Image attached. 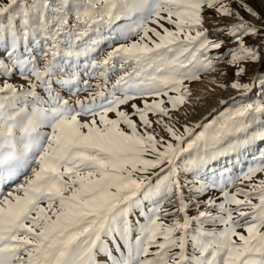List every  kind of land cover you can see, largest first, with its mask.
I'll return each instance as SVG.
<instances>
[{
    "label": "snow or ice",
    "instance_id": "1",
    "mask_svg": "<svg viewBox=\"0 0 264 264\" xmlns=\"http://www.w3.org/2000/svg\"><path fill=\"white\" fill-rule=\"evenodd\" d=\"M228 69L219 86L257 98L181 123L191 84ZM259 145L246 0H0V264H264ZM251 148L239 177L212 168Z\"/></svg>",
    "mask_w": 264,
    "mask_h": 264
},
{
    "label": "rangeland",
    "instance_id": "2",
    "mask_svg": "<svg viewBox=\"0 0 264 264\" xmlns=\"http://www.w3.org/2000/svg\"><path fill=\"white\" fill-rule=\"evenodd\" d=\"M247 3H249L256 11H258L262 17H264V0H246ZM234 8H237L241 12V15H243L248 20H253L254 23L259 25L261 23L260 20H254L253 17H251L247 12H245L242 8H239L237 4L232 5ZM231 19H235L234 17ZM223 23H228L229 18H224ZM209 28H212V24H208ZM250 43L252 41H249ZM103 48H107V44L103 46ZM222 67V66H221ZM227 76L222 75L219 71L216 72H204L201 73V79L199 81H196L191 84V88L193 89V95L191 97V103L186 104L181 109V112H187V120L184 119L183 116H181V123H190L194 124V122L201 117V113L203 112V109L205 106H208L209 104H212V99L214 97L220 98L225 95H232V97H235L236 99L233 100L231 98L226 99L227 104H221L218 106L215 111L212 112V115L208 116V119H212L215 116H218L221 112H223L228 107H233L238 103L241 102H248L250 100L257 98V93L253 92L247 99L244 101L240 100V97L237 94V91L232 88H223L220 87V84H229L233 79V71L232 69H228ZM251 75V72L249 73ZM14 80L17 78H13ZM114 79V77H113ZM248 77H243L242 81H247ZM67 93H65L66 95ZM82 95H86V93H83ZM203 120V119H202ZM207 122V121H205ZM162 135L165 133H161ZM260 147H264V145H259ZM256 153L255 148L248 149L245 152H242L239 155H230L223 159H221L218 163L213 164L212 168L219 170L221 165H226L231 169V176L233 179L239 177L243 170H246L250 164L253 163L252 156ZM22 178L10 182L5 185L3 188V193L6 194L9 191H12L16 184L21 183ZM237 185L238 181H237ZM230 187V185H229ZM210 195H219V191L216 190L213 193H209Z\"/></svg>",
    "mask_w": 264,
    "mask_h": 264
},
{
    "label": "bare ground",
    "instance_id": "3",
    "mask_svg": "<svg viewBox=\"0 0 264 264\" xmlns=\"http://www.w3.org/2000/svg\"><path fill=\"white\" fill-rule=\"evenodd\" d=\"M228 98H232V95H225V96H222L220 98H217V97H214L212 99V104H209L208 106H205L204 109H203V112L201 113L202 115H200L201 117H199L195 122H198V121H201L202 119H204L205 117H208L209 116V113H212L213 110H215L218 106H220L222 103L221 101H225L226 99ZM5 187V186H4Z\"/></svg>",
    "mask_w": 264,
    "mask_h": 264
}]
</instances>
